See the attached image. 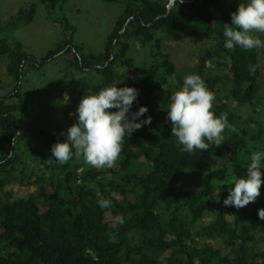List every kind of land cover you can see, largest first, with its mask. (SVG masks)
Here are the masks:
<instances>
[{
  "label": "trees",
  "instance_id": "16d2710c",
  "mask_svg": "<svg viewBox=\"0 0 264 264\" xmlns=\"http://www.w3.org/2000/svg\"><path fill=\"white\" fill-rule=\"evenodd\" d=\"M102 1L121 11L99 53L74 43L68 0H28L0 19V61L13 81L0 93V191L12 181L35 186L0 199V264H264L256 246L258 233L264 239V195L243 203L246 190H264V130L254 115L264 81L260 1L234 0L219 18L211 6L224 0H173L169 10L170 0ZM38 3L61 30L39 60L5 34L30 24ZM248 19L261 22L256 35L241 24ZM182 31L213 36L215 46L175 81L159 35ZM133 40L146 48L141 64L128 54ZM61 55L76 72L55 100L79 159L72 140L21 127L10 102L21 97L27 69ZM224 81L225 100H202ZM85 98L95 112L83 110ZM228 101L250 106L253 116L241 118ZM24 136L47 151L18 152ZM202 168L191 185L186 173ZM210 209L213 218L197 227Z\"/></svg>",
  "mask_w": 264,
  "mask_h": 264
},
{
  "label": "rangeland",
  "instance_id": "374dc122",
  "mask_svg": "<svg viewBox=\"0 0 264 264\" xmlns=\"http://www.w3.org/2000/svg\"><path fill=\"white\" fill-rule=\"evenodd\" d=\"M28 0H0V19L7 22L8 18L13 16L19 6ZM234 0H224L217 7L211 6L213 14L219 18L222 12L231 6ZM264 10V0H259ZM121 5L108 4L102 0H68L64 5L63 13L76 27L74 34V43L83 44L87 52L99 53L102 51L106 36L111 31L115 19L120 14ZM250 35H256L260 30L261 22L255 19L241 21ZM10 40H18L23 45V50L34 55L38 60L44 53L53 48L61 38V30L52 19L46 15V11L42 4L36 5V13L33 21L15 30H7L5 33ZM163 48L169 53L171 59L176 65V78L187 79L190 68L196 66L198 62H202L201 57L209 49H214L215 38L204 34L190 31H182L178 36L170 38L165 34L159 35ZM259 49L264 56V39L260 41ZM128 54L139 64L146 58V48L142 47L139 42L132 41ZM5 63L3 59L0 61V78L2 86L0 93L9 92L13 87L12 79L5 72ZM210 61H206L208 65ZM75 69L67 63L66 55H61L56 59L47 62L44 66L27 69L20 86L19 99H12L10 102L17 104V123L21 127H30L43 129L57 136L70 139L74 142L76 148V157L80 158L81 147L73 139L71 128L66 124L60 107L57 105L55 96L61 86L75 74ZM223 69L218 68L214 74H222ZM95 77L96 75L91 72ZM87 75V73H86ZM82 74L76 75V79H80ZM258 107L255 108V117L259 119L264 130V106L259 100H264V81H259ZM216 91L205 95L202 94V100L207 103H215L216 100H225V95L229 84L224 81L223 84L216 85ZM230 109L241 118L253 116V111L248 105L237 104L234 101H228ZM83 110L86 113L95 112L96 109L90 104L87 98L82 102ZM264 142V133L262 137ZM22 148L18 152L34 150L35 153L42 154L47 151V147L40 141L30 136H24L22 139ZM261 147V143L259 148ZM258 148V149H259ZM34 153V152H33ZM32 156V158L37 157ZM36 167V163L33 162ZM36 170V168H35ZM206 171L202 168L193 172H187L186 180L194 185L199 177ZM39 172V169H38ZM35 189L34 185L26 186L18 181H12L0 191V199L17 198L26 196ZM264 195V190H246L243 194V203L246 207L255 204ZM213 209H210L206 215L196 223V226L207 223L213 218ZM256 246L264 248V239L260 233L256 235Z\"/></svg>",
  "mask_w": 264,
  "mask_h": 264
},
{
  "label": "water",
  "instance_id": "95a60500",
  "mask_svg": "<svg viewBox=\"0 0 264 264\" xmlns=\"http://www.w3.org/2000/svg\"><path fill=\"white\" fill-rule=\"evenodd\" d=\"M172 3H173V0H170V1H169V3H168V5H167V10H169V9H170V7H171Z\"/></svg>",
  "mask_w": 264,
  "mask_h": 264
}]
</instances>
